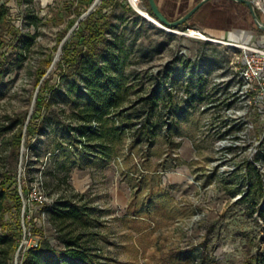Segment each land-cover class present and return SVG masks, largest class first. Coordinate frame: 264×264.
<instances>
[{"label": "rangeland", "instance_id": "rangeland-1", "mask_svg": "<svg viewBox=\"0 0 264 264\" xmlns=\"http://www.w3.org/2000/svg\"><path fill=\"white\" fill-rule=\"evenodd\" d=\"M183 1L184 16L201 0ZM251 1L264 22V0ZM2 3L10 7V17L20 33L16 37L6 33L1 51L5 66L11 71L0 77V181L6 174L17 176L20 181L28 180L31 218L43 226L47 235L52 236L54 230L48 222L46 204L54 205L60 198L78 193L85 196L84 201L96 218L92 228L94 246L104 260L153 264L179 250L184 252L182 258H190L188 264H245L250 254L264 252V217L256 212L258 206L264 207V199L257 205L245 194L250 193L253 183L250 174L259 170L264 175V162L253 157L249 142L241 155L238 150L232 151L231 160L235 163L227 164L225 170L231 172L234 166L237 169L220 177L218 172L226 163L219 164V159L230 158L215 149L216 136L223 132L224 122L218 116H203L193 98L197 83L195 66L214 63V70H218L216 79L222 80L235 74L241 45L264 46V33L259 31L246 5L235 0L210 1L197 15V27L191 28L200 30L205 38L175 33L173 40L168 36L170 30L149 21L153 26L150 28L141 15L127 13V17H133L127 23H119V31L127 29L128 45L132 48L126 70L132 95L131 102L123 108L128 113L121 116V111L118 112L121 124L136 132L137 118L146 106L142 99L167 73L169 82L174 79L175 83L172 89L165 86L166 94L173 96L167 101L161 97L160 106L154 111L155 141L137 143L131 149L135 138L130 132L112 164L102 170L99 156L93 153L68 154L57 150L59 144L67 147L70 139L75 140L77 135L72 130L81 119L74 114L87 106L85 101L76 106L79 95L69 92L71 81L63 83L67 96H52L53 111L48 108L44 111V115L53 114L56 125L49 124L37 138L27 136L28 120L35 112V97L42 85L38 83V69L47 58L52 57L54 63L60 51L59 36L68 29L72 17L64 11L69 0H2ZM121 13L120 10L118 14ZM209 34L226 39L214 42ZM187 60L192 66L182 64ZM189 78H193L191 83ZM58 80L54 76L51 84ZM49 95L50 92L48 98ZM249 119L256 123L251 133L253 139L260 135L261 123L254 114ZM105 120L101 123L103 129L116 125V120ZM22 129L24 139L19 147L15 139ZM246 157L255 158L258 163L254 160L246 164ZM20 187L22 190V184ZM240 194L242 197H238ZM126 198L141 217L129 211L130 205L122 208V203L118 204V200L124 202ZM204 211L205 216L198 224L186 228L188 220ZM16 214L12 205L6 218ZM181 222H185V227ZM138 227L143 231L138 232ZM36 241L35 236L25 238L22 245L30 247Z\"/></svg>", "mask_w": 264, "mask_h": 264}, {"label": "trees", "instance_id": "trees-1", "mask_svg": "<svg viewBox=\"0 0 264 264\" xmlns=\"http://www.w3.org/2000/svg\"><path fill=\"white\" fill-rule=\"evenodd\" d=\"M145 1L153 15L149 0ZM94 2L95 0H69V5L65 7L64 11L66 15L72 17L69 20L68 29L59 36L58 47ZM209 2L178 29L190 28L192 21L197 19V15ZM121 6L127 13L133 11L127 2L123 4L121 0H103L99 7L81 21L65 42L57 69L43 82L42 80L52 66L53 59L50 57L42 61L38 69V83L41 84L42 82V85L37 97L35 112L27 125L29 138H37L49 124L56 125L53 121V114L44 115V111L46 108L53 111L52 96L56 94L67 96L63 92V83L68 80L71 81L69 92L79 95L76 97V106H79L82 101H85L87 106L79 108L74 114L81 119L77 128L72 130L73 134L76 132L77 135L75 140L70 139L67 147L59 144L57 150L59 152L65 151L68 154L70 152H89L93 153L94 156L100 157L102 155V159L106 157L116 158L114 156L125 145L126 136L128 137L132 132L129 125L124 122L121 124L118 114L120 111L121 116L128 113V110L124 111L123 108L131 102L132 84L126 70L130 65L132 48L128 45L127 29L124 28L120 32L119 26L113 24L111 13H109L110 8ZM10 15V7L0 0V77H4L11 71L10 67L5 66L6 61L1 57V51L5 46V35L12 33L16 37L20 33L13 24ZM259 31L264 33L260 28ZM168 36L174 38L171 34ZM183 63L185 66H192V62L189 60ZM56 75L59 80L52 85L51 81ZM169 75L167 73L164 79L160 78L151 93L142 99V102L146 103L145 111L137 118L138 122L135 124L137 130L132 132L135 139L131 144V149L137 143L140 144L145 141L153 143L155 141L154 111L160 106L161 97L167 101L171 95L168 92L166 94L168 88H165ZM172 80L174 84V79ZM82 84L86 85L85 91ZM49 92L50 97L48 98L47 93ZM165 106L167 107V105ZM166 113L167 109L164 111V116ZM105 118L116 120L114 121L116 125L103 129L102 121H107ZM129 118L132 119L133 116ZM73 122L72 120L71 123L73 124ZM95 123L98 124L97 128H93ZM23 139L22 129L15 139V144L20 147ZM132 153L133 150L130 154ZM262 157L264 158V153ZM64 168L67 170V166ZM250 175L253 183L247 197L259 205L264 199V175L259 170L256 174L251 173ZM30 189L26 178L20 181L17 176L6 174L4 179L0 181V264H17L18 252L20 256L18 264H124L108 259L104 260L99 254L98 248L94 246L92 228L95 226L94 220L96 218H94L91 208L85 203L84 195L77 193L60 198L54 205L46 204L48 222L54 230V234L49 236L43 226H39L36 220L31 218V203L28 197ZM22 193H25V196ZM12 205L16 207L17 214L7 219L6 214ZM251 206L253 205L251 204ZM129 211L135 216H142L132 204ZM256 212L264 217V207L258 206ZM137 230L142 232L143 228L138 227ZM33 236L37 237L35 244L30 247L22 245L25 238L30 239ZM187 252L190 253V251ZM183 254L184 252L178 250L171 255L160 258L153 264H188L190 258H182L181 255ZM245 264H264V252L250 254Z\"/></svg>", "mask_w": 264, "mask_h": 264}, {"label": "built area", "instance_id": "built-area-1", "mask_svg": "<svg viewBox=\"0 0 264 264\" xmlns=\"http://www.w3.org/2000/svg\"><path fill=\"white\" fill-rule=\"evenodd\" d=\"M127 2L137 14L149 21L154 19L144 0H127ZM174 31L183 35L205 37L200 30L191 28H188L187 31ZM240 47L242 53L236 64L234 75L225 76L219 80L216 79L218 70H214L215 66L210 63L194 67L196 74H199L193 92V98L197 100V111L205 117L218 116L224 122L223 132L216 136L215 149L226 156L230 155V158L219 159V164H221L220 162L226 163L224 168H220L221 170L218 172L220 177L237 169V166H234L231 168V172L225 170L227 164L235 163L231 160L233 158L232 151L238 150L241 155L242 150L249 146V142H251L250 151H252L253 157L257 161L264 162L262 157L264 153V46L245 43ZM188 80L192 82L193 78ZM170 81L167 80L166 87L172 89L174 87L173 80L170 79ZM252 114L261 123V133L253 139L251 133L256 127V123L249 119ZM97 127L98 124L95 123L93 128ZM255 158L250 160L249 157H246L244 162L246 164L254 163ZM256 160L255 162H257ZM242 195L240 194L238 197H242ZM205 213L204 211L193 216L186 222V228L198 224ZM180 225L185 227V222H181Z\"/></svg>", "mask_w": 264, "mask_h": 264}, {"label": "water", "instance_id": "water-1", "mask_svg": "<svg viewBox=\"0 0 264 264\" xmlns=\"http://www.w3.org/2000/svg\"><path fill=\"white\" fill-rule=\"evenodd\" d=\"M209 1L210 0H201L191 10H189L184 16H182L180 19H178L176 21H170L166 17V15L162 12V10L160 9L157 1L156 0H149L150 7H151V10H152V13H153V17H154V19L150 20V21L152 23L157 24V25L161 24L163 27H165L163 29L170 30L172 33H176L174 30H177L180 26L186 24ZM235 1H237L239 3H242V4H245L249 8V10H250V12H251L256 24H257V26L264 31V22L262 21V19L258 15L256 7H255L253 1H251V0H235ZM98 4H99V0H95L93 5L91 6V8L86 13L83 14V16L78 20L77 24L71 30L70 34L62 42L61 47H60V51H59V53H58L53 65L51 66L50 70L48 71L47 76H48V74H50L52 72L54 66L59 61V59L61 57V54H62V50H63L64 44L68 40V38L70 37L71 33L76 29L77 26H79L81 21H83L85 18H87L90 15V13L95 10V8L98 6ZM43 81H44V79H43ZM37 97H38V92H37L36 97H35V102L37 100ZM32 115H33V112L31 113V115L29 117L28 124L30 122V119H31ZM21 248H22V246H21ZM18 256H19V252H18V255H17V264H18Z\"/></svg>", "mask_w": 264, "mask_h": 264}, {"label": "crops", "instance_id": "crops-1", "mask_svg": "<svg viewBox=\"0 0 264 264\" xmlns=\"http://www.w3.org/2000/svg\"><path fill=\"white\" fill-rule=\"evenodd\" d=\"M160 9L162 10V12L166 15V17L170 20V21H176L178 19H180L183 15L181 14L182 11L186 8V4H185V1L183 0H156ZM121 2L123 4H126L127 0H121ZM127 4H129L127 2ZM129 7H131L129 5ZM132 8V7H131ZM122 11L121 14H118L119 11ZM133 10V8H132ZM134 11V10H133ZM109 13H111V16H112V21H113V24L116 25V26H119V28L121 27V25L119 23H124V22H129L133 16L131 17H127V12L124 11L123 7H116V8H110L109 9ZM135 14H137L135 11H134ZM136 16H139V15H136ZM143 18V17H142ZM197 23H198V20L195 19L192 21L191 25H190V28H196L197 27ZM144 24L148 25V27L152 28L153 26L151 25V23L149 22V20H146L144 19ZM171 35L174 36L173 40L175 39V33H170ZM210 37H212L213 41L214 42H220L221 40H218V39H226L225 36H222V35H219V34H209ZM215 38V39H214ZM184 65V63H182ZM181 64V65H182ZM185 66V65H184ZM178 71V70H177ZM172 73V72H171ZM170 74V73H168ZM101 161V164H102V170H105L106 168H108L110 166V164H112V160L113 158H109V157H106V158H103L102 159V155L99 157V159ZM118 204H121L122 203V208H126L130 205V199L126 198V200H124V202H122V200H118L117 201Z\"/></svg>", "mask_w": 264, "mask_h": 264}, {"label": "bare ground", "instance_id": "bare-ground-1", "mask_svg": "<svg viewBox=\"0 0 264 264\" xmlns=\"http://www.w3.org/2000/svg\"><path fill=\"white\" fill-rule=\"evenodd\" d=\"M101 2V0H99V3ZM160 27H162V28H165V27H163L161 24H158ZM205 38V37H204ZM212 40V39H211ZM213 41V40H212ZM217 42V41H216Z\"/></svg>", "mask_w": 264, "mask_h": 264}]
</instances>
